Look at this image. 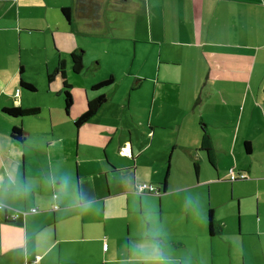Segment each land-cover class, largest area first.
<instances>
[{
  "label": "crops",
  "instance_id": "1",
  "mask_svg": "<svg viewBox=\"0 0 264 264\" xmlns=\"http://www.w3.org/2000/svg\"><path fill=\"white\" fill-rule=\"evenodd\" d=\"M103 1L95 30L64 19L76 0H0L1 255L20 251L12 264H218L221 244L235 243L259 250L255 264H264V0ZM60 61L70 91L83 83L74 126L88 100L106 96L76 143L35 123L54 109L36 93L47 83L55 109H65L64 80L48 81ZM105 61L111 70L98 76ZM110 78L112 86L93 89ZM12 108L40 112L15 118L5 113ZM15 127L36 143L13 140ZM164 133L172 150L161 154ZM82 134L95 143H79ZM232 172L246 178L231 181ZM141 184L160 195L138 193ZM220 204L237 214L220 218ZM137 205L144 220L134 224ZM149 244L159 259L139 254Z\"/></svg>",
  "mask_w": 264,
  "mask_h": 264
},
{
  "label": "rangeland",
  "instance_id": "2",
  "mask_svg": "<svg viewBox=\"0 0 264 264\" xmlns=\"http://www.w3.org/2000/svg\"><path fill=\"white\" fill-rule=\"evenodd\" d=\"M93 41H96V40H93ZM107 65H108V62L105 61L104 67L101 68V70H99V72H98V76H102L104 73L111 70V68ZM89 77H93V73H91V76H89ZM89 77L85 76L83 78V80L89 79ZM52 85H53V83H52ZM46 87H47V89H46L45 93H44V91H42V89H41V91H38L37 88H36L37 89L36 93L39 94V96L42 98V101H45L48 104L54 105V106H52V108H54V109L52 112L50 111L49 108L45 109L44 111H41L42 112L41 113L42 119L35 121V123H43L46 126V129H43V131H42V132L47 133V134H44V136H46V137H50L53 135L51 127L54 126L55 139H65L66 142L68 140L69 143L72 141H74L76 143L77 138H78V131H77L76 127L74 126V117H76V114H79L80 110H82L81 108L83 107V105H85V101H84L85 93H84L83 83H81V86H76L74 89H71V93L73 96V106L71 108L69 115L66 114V111L64 108H61V110L55 109L56 99H58L57 95L55 93H53V98H50L48 96L49 95V84L48 83H47ZM123 87H124V85L121 88H119L118 90H116L115 102H114V105L111 106V108L109 109V112L107 114L108 117H113V115L116 113V104H117L119 98L121 96H123V94L126 92V89H124ZM137 93L138 92L133 93L134 97H136ZM59 101H60V99H59ZM133 102H134V104L140 103L139 100H134ZM62 105L64 107V101H62ZM52 121H53V123H52ZM131 122L133 123V121H131ZM67 124H69L70 126L68 127ZM137 127L139 128L140 126L137 125ZM29 128H31V127H29ZM141 133L142 132H138L137 134L141 135ZM124 134H126V136H128L126 132ZM135 137H136V135H135ZM80 138L81 139L79 140V143H95V139L89 135L82 134V136H80ZM24 139H25V143L26 142L36 143V138H34V137H31V136H30V138L24 137ZM50 140H52V138L43 139L42 143H50ZM170 141H172V136L169 133H164L162 135L157 136L156 143H155L156 150L159 151L161 154L162 153L164 154L166 152L169 153V151L172 150V147L169 146ZM27 153L31 156L33 155L32 152H30L29 150H27ZM147 159L151 160L149 157H147ZM168 159H169V156H168ZM226 166L231 167V164L227 161L225 163V167ZM230 169L228 170L229 173H230ZM228 180H230V179H228ZM227 197H229L228 194H227ZM131 201H132V199H131ZM229 206H231V207L229 208ZM135 210H136L135 213L130 215V220L133 221L134 224L141 223L144 219L138 215L139 205H137V207H135ZM253 211H255V209H253ZM230 212L237 214V208L233 207L232 205H227V204L221 205L220 204V218L227 217ZM234 228H235V222H234ZM220 248H221L220 259H219L218 264H231V263L232 264H244V259L242 256L243 254H245L246 264H255L257 256L259 257V254H258L259 250L256 251L254 248H252L250 246H243L242 248H240L238 250L237 244L234 243L231 246V250L229 249V247L227 250V244H221ZM2 252H3L2 248L0 247V263L1 264H12L13 263V260H12L13 257L20 256V251H16L15 254H9L6 256H2L1 255Z\"/></svg>",
  "mask_w": 264,
  "mask_h": 264
},
{
  "label": "trees",
  "instance_id": "3",
  "mask_svg": "<svg viewBox=\"0 0 264 264\" xmlns=\"http://www.w3.org/2000/svg\"><path fill=\"white\" fill-rule=\"evenodd\" d=\"M103 2H104L103 0H76L74 8L62 9V15L66 20V22L70 25L72 24L73 18L77 17L80 20H84L88 22L91 28L98 30L102 27ZM72 63H73V72L75 74L81 73L83 70V55L79 53L73 54ZM58 75H60L64 80L62 93L65 101V111L67 114H69L73 106V98L70 91L71 87L66 82L65 64L62 61L58 63L56 71L53 74L48 75L49 83L53 82L55 77ZM113 84H114V79L110 78L94 86L93 89L97 91L103 88H108ZM21 86L30 92L36 91L35 87L31 84L21 82ZM105 100H106V96H100L99 98H96L94 100L87 101V109L85 113L75 121V127L77 130H80V128H82L85 124H87L93 117H95L98 114ZM39 112H40L39 109L25 110L22 108H12L5 110L6 114L15 118L38 116ZM11 137L13 140L22 141L25 137V133L21 128L15 127L12 130ZM202 148L205 152L208 153V156L211 159L212 147H211L210 138L207 135H204L203 137ZM208 219H209L210 235L213 236L216 233L213 222V210L209 211Z\"/></svg>",
  "mask_w": 264,
  "mask_h": 264
},
{
  "label": "built area",
  "instance_id": "4",
  "mask_svg": "<svg viewBox=\"0 0 264 264\" xmlns=\"http://www.w3.org/2000/svg\"><path fill=\"white\" fill-rule=\"evenodd\" d=\"M238 178L241 179H245L246 176L245 175H235L234 172L231 173V181H235ZM137 192L140 194H144V193H148V194H154V195H160L161 192H159V190L154 187L153 185H149V184H141L137 187ZM2 208V207H0ZM105 250H107V245L104 246Z\"/></svg>",
  "mask_w": 264,
  "mask_h": 264
},
{
  "label": "clouds",
  "instance_id": "5",
  "mask_svg": "<svg viewBox=\"0 0 264 264\" xmlns=\"http://www.w3.org/2000/svg\"><path fill=\"white\" fill-rule=\"evenodd\" d=\"M55 183V181H54ZM26 187L25 186V191H26ZM155 243V242H153ZM139 248V254L145 258V259H159V256L156 254V249H154L151 244L147 245V246H143V247H140L138 246Z\"/></svg>",
  "mask_w": 264,
  "mask_h": 264
}]
</instances>
